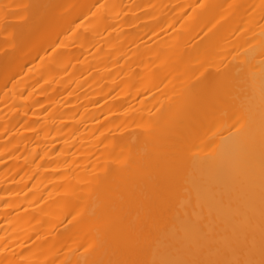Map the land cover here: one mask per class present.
Listing matches in <instances>:
<instances>
[{
    "label": "bare ground",
    "instance_id": "obj_1",
    "mask_svg": "<svg viewBox=\"0 0 264 264\" xmlns=\"http://www.w3.org/2000/svg\"><path fill=\"white\" fill-rule=\"evenodd\" d=\"M0 264H264V0H0Z\"/></svg>",
    "mask_w": 264,
    "mask_h": 264
}]
</instances>
